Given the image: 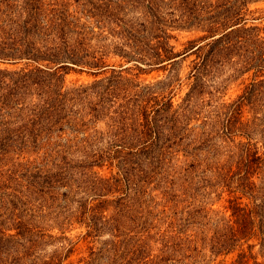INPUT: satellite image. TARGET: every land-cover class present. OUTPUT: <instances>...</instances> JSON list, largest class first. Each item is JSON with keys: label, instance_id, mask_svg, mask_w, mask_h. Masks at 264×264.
Returning <instances> with one entry per match:
<instances>
[{"label": "trees", "instance_id": "trees-1", "mask_svg": "<svg viewBox=\"0 0 264 264\" xmlns=\"http://www.w3.org/2000/svg\"><path fill=\"white\" fill-rule=\"evenodd\" d=\"M248 3L0 0V264H134L150 235L147 185L177 172L181 189L229 195V224L205 248L264 264L250 243L264 247V35L245 26ZM200 27L184 49L172 44L173 30ZM245 44L254 49L241 62ZM190 54L177 108L180 78L141 75ZM227 61L250 83L195 117L220 93L211 80ZM70 72L95 79L68 84ZM246 106L263 110L245 120ZM82 241L88 256L73 259Z\"/></svg>", "mask_w": 264, "mask_h": 264}, {"label": "rangeland", "instance_id": "rangeland-1", "mask_svg": "<svg viewBox=\"0 0 264 264\" xmlns=\"http://www.w3.org/2000/svg\"><path fill=\"white\" fill-rule=\"evenodd\" d=\"M245 14L247 23L245 26H259L262 28V35H264V0H248ZM223 17V15L221 16ZM244 24V23H243ZM243 24L235 25L234 27L242 26ZM230 28V29H231ZM174 38L172 44L177 47V50L184 49L187 42L191 39H197L207 34L203 28H191L172 31ZM206 41L202 42L205 43ZM253 45L241 46L237 49L240 55L239 60L247 58L249 50H253ZM191 53V51L189 52ZM236 54V50H235ZM185 60L182 62V60ZM196 55L190 54L186 57L180 56L170 69L153 70L148 73H143L141 79L147 81H157L163 79L168 75H174L180 78L174 83L171 95L175 107L179 108L183 98L189 90V83H187V74L191 70L192 60ZM2 67L16 68V65L1 64ZM136 71H134L135 73ZM239 71H235L233 63L227 61L225 65H219L211 81H215L220 86V93L213 97L201 98L197 103V108L200 115L195 117L209 118L216 115L214 111L216 108L214 104L217 101H226L231 103L239 98L245 91L246 86L250 83V78L239 77ZM241 76V75H240ZM248 77V75L246 76ZM95 79L94 76L87 73L70 72L67 74V83H83L91 82ZM182 79V82H181ZM221 99V100H220ZM253 108V109H252ZM246 106L245 120L250 119L254 111L262 113V108ZM256 137H259L257 135ZM180 155V152H179ZM181 160V156H180ZM102 173H110V169L105 168L101 170ZM173 174L174 172L171 171ZM198 174H196L197 176ZM205 176L203 173L201 174ZM167 180H156L150 185H147L148 194L143 201L145 202V209L148 210L149 223H147L150 235H147L146 241L142 244V249L134 255V264H231L236 258L235 253L225 256L212 255L206 245L212 244L213 239H216L217 233H223L226 225L229 224L231 210L228 209L229 202L227 201L229 195L227 193L220 194L215 188L203 189L200 187L195 190L181 189V175H171ZM198 179V178H197ZM170 185L166 195L161 194L163 187L166 184ZM188 185V182H187ZM198 187V186H197ZM163 189V190H162ZM244 201H248L246 198ZM182 231V233H181ZM79 231L75 230L73 235H78ZM187 237V240L185 239ZM87 242H81L73 259H79L82 256H88ZM255 244L254 253L258 255V260L264 262V247L261 245V240L255 236L250 241ZM184 245V246H183ZM52 246L48 248L51 250ZM196 249V250H195ZM41 252V251H39ZM44 250L42 249V253ZM225 260V261H224Z\"/></svg>", "mask_w": 264, "mask_h": 264}]
</instances>
